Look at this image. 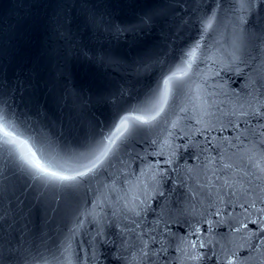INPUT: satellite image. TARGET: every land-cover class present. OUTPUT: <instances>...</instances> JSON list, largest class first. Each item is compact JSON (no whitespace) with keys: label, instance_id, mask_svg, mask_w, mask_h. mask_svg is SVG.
Here are the masks:
<instances>
[{"label":"water","instance_id":"water-1","mask_svg":"<svg viewBox=\"0 0 264 264\" xmlns=\"http://www.w3.org/2000/svg\"><path fill=\"white\" fill-rule=\"evenodd\" d=\"M0 122V264H264V0H0Z\"/></svg>","mask_w":264,"mask_h":264},{"label":"snow or ice","instance_id":"snow-or-ice-1","mask_svg":"<svg viewBox=\"0 0 264 264\" xmlns=\"http://www.w3.org/2000/svg\"><path fill=\"white\" fill-rule=\"evenodd\" d=\"M167 83V81L165 82ZM138 120H142V117H136ZM123 130H126V121H122L120 127L116 129V133L123 134ZM116 133L113 135L116 136ZM0 153L9 151L19 156V158L32 169H34L39 175L51 177L57 180H71L75 179L72 176L61 175L58 171L53 170L56 168L57 162L50 159L45 153L44 149L35 141L30 142L29 139L22 138L23 133L15 131H9L6 129L3 122H0ZM118 138V137H116ZM115 143V140H111L108 147L104 149L101 156L107 155L111 146ZM99 159V158H98ZM86 173L78 172L77 175L83 176Z\"/></svg>","mask_w":264,"mask_h":264}]
</instances>
